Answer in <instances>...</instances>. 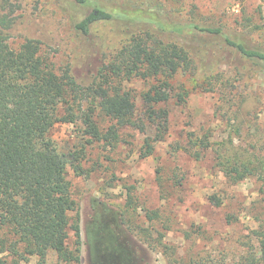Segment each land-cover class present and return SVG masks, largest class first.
Returning <instances> with one entry per match:
<instances>
[{"label": "rangeland", "instance_id": "1", "mask_svg": "<svg viewBox=\"0 0 264 264\" xmlns=\"http://www.w3.org/2000/svg\"><path fill=\"white\" fill-rule=\"evenodd\" d=\"M150 1L162 4L176 20L223 26L264 46V0H133L144 7ZM4 14L14 21L8 30L13 46L27 37L41 39L58 66L76 58V74L91 80L101 49L78 57L69 22L52 0H0ZM106 37L110 43L116 38ZM212 59L209 63L217 66L209 75L197 81L187 73L174 80L189 94L185 102H170L169 130L152 155L141 157L146 134L127 125L120 128L117 143L86 144L83 174L68 168L80 215L82 264H193L204 259L233 264L247 248L257 247L252 232L264 222V179L251 175L233 183L220 157H264V72L230 49H218ZM125 87L141 105L143 81ZM204 135L207 148L199 142ZM51 136L65 153L86 143L76 123H56ZM47 260L60 264L54 251Z\"/></svg>", "mask_w": 264, "mask_h": 264}, {"label": "trees", "instance_id": "2", "mask_svg": "<svg viewBox=\"0 0 264 264\" xmlns=\"http://www.w3.org/2000/svg\"><path fill=\"white\" fill-rule=\"evenodd\" d=\"M52 1L69 22L78 57L101 49V62L87 82L75 72L76 58L58 66L41 39L27 37L13 46L8 32L13 18L0 16V264H48L50 251L60 264H82L78 202L67 171L83 174L86 144L117 143L120 128L130 125L146 134L141 157L152 155L169 130L170 102H185L189 94L174 80L189 73L198 81L212 73L217 62L209 61L218 49H230L264 72V46L223 26L176 20L162 4ZM107 33L116 37L113 43ZM133 80L143 81L141 105L125 87ZM58 122L80 124L86 143L62 152L51 136ZM199 142L210 146L206 135ZM194 154L198 158L199 150ZM220 158L233 183L251 175L264 179V157ZM212 201L221 203L216 196ZM252 233L257 247L247 248L233 264H264V222Z\"/></svg>", "mask_w": 264, "mask_h": 264}, {"label": "built area", "instance_id": "3", "mask_svg": "<svg viewBox=\"0 0 264 264\" xmlns=\"http://www.w3.org/2000/svg\"><path fill=\"white\" fill-rule=\"evenodd\" d=\"M263 11H264V4H263Z\"/></svg>", "mask_w": 264, "mask_h": 264}]
</instances>
